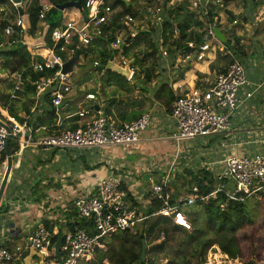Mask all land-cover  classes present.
<instances>
[{
	"label": "built area",
	"instance_id": "built-area-1",
	"mask_svg": "<svg viewBox=\"0 0 264 264\" xmlns=\"http://www.w3.org/2000/svg\"><path fill=\"white\" fill-rule=\"evenodd\" d=\"M186 1L188 2L187 9L200 21L202 16L207 18L210 8H223V0ZM158 3L161 4V1ZM173 6L172 3L168 2L160 15L153 14L156 25L162 23V14L165 10ZM14 7L17 8V6ZM106 7L105 0H85L84 8L87 15L82 25H77L74 20H69L63 27L52 31V45L47 49V58L41 62L30 64L31 70L36 73L56 70L52 76L41 77L33 84L36 100L45 93H49L50 103L54 108L62 109L69 103L72 86L69 75H63L61 68L66 61L72 58L77 49L87 48L102 36V29L104 26H108L109 19V13L105 11ZM50 8L51 6L48 4L40 6L39 21L45 19ZM150 10L148 8L144 12L145 16L151 14ZM139 11L141 12L140 9ZM155 11L156 13L159 12L154 9L152 13ZM213 13L216 14L217 12L214 11ZM127 21L134 22V19L128 17ZM235 25H237L236 20L231 23V26ZM220 26L221 21H218L216 17L213 18L212 23L206 24L203 31L200 32L202 33L201 43L198 44L195 40L186 43L187 51H182L180 54L182 62H190L193 58H195V62H207L208 59L213 58L212 53L219 47L214 43H220L214 30L219 29ZM219 30L223 31L222 28ZM2 33L11 38L5 44L6 47L21 44L28 48V42L24 38L23 22L18 14L12 23L4 27ZM136 35L135 31H131L128 37L116 36L109 44L108 50L111 54L113 52L123 54V48L132 44V41L127 43V40L129 38L133 40ZM171 35L173 39H177L180 35V29L176 24L171 27ZM95 65L97 64L95 63ZM118 65L121 67L128 66L130 75L136 71L132 61L129 62L122 55L118 60ZM9 76L16 85L15 90L22 89L21 75ZM200 84L198 87L175 94L176 97L171 105V117L175 123V129L170 135V139L179 144L190 142L196 138L221 136L223 138L221 143H225L224 139L227 138L226 140L231 141L229 145L232 147L241 146L240 143H234L237 131L232 124V118L243 104L240 97L241 93L246 98H251L252 92H246L245 89L254 87L246 79L242 65L237 61L228 62L214 74L211 80L207 81L206 79V82L203 81ZM260 88L261 85H257L254 90ZM95 99L94 94L87 93L84 101L76 106L77 110L69 117H77V121H81V123L76 122V128L65 129L57 134L33 138L34 132L27 125V116L23 118V122H19L12 116L0 119L9 127L10 140L17 146L13 156H20L29 147L40 150L101 151L138 143L141 133L150 125V114L144 113L130 122H118L106 117L97 107L86 105V101H94ZM57 124V127L62 126L58 121ZM243 133L249 138L253 134V130H245ZM6 138L5 129L0 127V156L5 151ZM221 145L223 146V144ZM217 164L220 165V168L213 175V190L209 194L203 195L197 187L193 186L189 189L190 192L182 196L174 205L168 203V195L164 192L170 181L172 171L166 172L164 178L161 179V184L153 182L150 191L151 198H148V203L153 199L162 202L163 206L151 216L163 217L172 225L190 231L191 226L187 212L191 207L221 195L226 203L220 204L219 207L220 211H224L228 201L245 203L254 194L264 191V154H233L225 157ZM211 166L208 164V167ZM129 203L118 173L108 174L100 179L93 189L78 195L73 201L77 217L79 219H92L93 223L90 229L94 234L88 235L84 230L77 228H73V232L67 231L63 235V243L60 249L61 254L64 255L63 258L61 255V264L88 263L93 260L92 253L107 251L109 242L114 239L116 234L135 232V225L146 217L137 216V208H131ZM49 225L52 226V223ZM52 238V233L47 230L44 224L39 223L28 237L23 248L24 252L32 248L43 256L44 262L50 258V255H53L51 254V252L53 253ZM162 241H164L163 233L156 239L157 243ZM212 249L215 250L216 257L208 260L205 264H242L229 260L215 247ZM21 257L22 253H12L7 247L0 245V264L22 262Z\"/></svg>",
	"mask_w": 264,
	"mask_h": 264
},
{
	"label": "crops",
	"instance_id": "crops-1",
	"mask_svg": "<svg viewBox=\"0 0 264 264\" xmlns=\"http://www.w3.org/2000/svg\"><path fill=\"white\" fill-rule=\"evenodd\" d=\"M41 1V3L43 4L48 3L47 0ZM107 2L109 1L105 0L106 5ZM117 2V4H119L120 2H124L126 5H128L129 3H131V0H117ZM7 3L14 10L15 17L16 14H18L17 12H19L18 8L14 7V5L10 1ZM169 3H172L174 6H176L180 4L181 1L171 0ZM21 10L22 12L24 11V9L22 8ZM61 15L62 19L65 18V20L64 22L61 20L57 28L63 27L64 24L69 20H74L76 23L77 21H79L81 25L83 24L84 19L82 17V14L76 9L64 10ZM219 15L220 16L216 14V16L214 15V17H216L218 21H221L220 27L223 29L221 33L223 34L225 40L230 41L229 39L227 40L225 33H227L229 37L235 36L240 39V37L243 36V33H241L239 29H237L236 26L238 25V23L235 26H231V24L229 25L223 18L222 14ZM138 26H140V24ZM244 26L247 27L248 25L245 24ZM47 27L48 26L44 20L39 21L33 39L28 41L25 40L28 42V48L25 47L26 51H28L31 56L39 57L41 60L47 58L48 56V47L43 45L42 43L44 30H46ZM120 30L121 29L118 24H116L114 27H111L108 23V30L104 35L105 37L113 36V38L116 36H122L123 32L120 35L118 34ZM131 31H135L137 33L138 29L135 30L132 26L129 29V32ZM198 33L201 34L199 30ZM126 35L128 34L126 33ZM159 41H161L160 38ZM132 44L126 48H123V51L124 49H129V47L132 48ZM159 45L160 49L162 50V45L160 43ZM229 46L231 47V49L225 46L223 43H219V47H217L218 49H223L224 55H227L228 53L229 56L233 58V47L231 44ZM87 48H82V51H84L74 65V69L76 66H79L80 68H82V70L89 69L88 71H90L91 68L89 67V65H91L93 68H96L94 58L100 50L92 45L88 49V51H90L88 54L85 52ZM107 48H109V46ZM235 49L238 50L241 54L243 53L241 49H238V47H235ZM174 52L177 53V57L173 58V60H171L168 64L166 62L167 60L164 58L165 53L163 51L160 55L161 57H163V59L159 61L157 69L153 72L151 70H146L144 71V74H142L140 70L138 72L135 71L130 75L129 79L126 80L127 85L125 84V87L122 86L121 83L111 80L109 77L105 76L106 71L103 70H101L100 72L97 70L95 72L90 71L89 73L87 71V73L83 74L82 78L79 79L76 84H74L72 80H70V78L72 77L71 75L74 72L73 70V72L69 75L70 84L72 88L76 89V91L79 90L82 93L81 96L73 98V101L76 102V106L84 101V97L87 93H91L95 95L96 99L94 101H86L87 106L92 105L95 108L97 107L99 111L104 114L103 111L105 107L109 104H112V106L110 107V112L106 117H109L118 122H130L139 118L142 114L148 113L151 117L150 125L145 131L141 133L140 140L136 144L126 147L112 148L109 150L96 151V154L101 152V155L99 156L98 162L95 163L94 166H92L96 167L93 171H85L84 173L78 175L75 178L74 182L67 181L68 184L65 186H61L60 190H56L57 188H54L53 186L48 187V189L45 188L47 198L45 200H42L40 203L34 202V195L31 191V188L34 185L33 182L35 178L39 177L42 172H40L36 176L32 174H34L35 165L39 163L40 160V163L45 160H47V163H52L55 155L51 158L50 155H47V152L55 150H40L39 148L29 147L24 150L20 156H14L13 161L16 162V164H14L13 162V168L11 170L0 203V205L4 206L2 211H0V231L3 230L2 235H0V245L7 247L12 253H26L27 255V251L24 252L23 248L32 230L37 224H44L46 222L52 223L51 230L49 232H51L53 236L57 234L63 236L65 233H67V231L70 230L71 227L68 228V225L72 222L71 219H67L66 217L68 213L65 207L69 203H72L78 195L93 189L98 181L108 174L118 173L119 177H121L122 187L127 194V197L130 196L135 204H139L143 208L148 205L147 196L150 193L152 183L156 182L155 171H157V169H161V163L163 162L164 165H167L168 167L172 166L173 164L175 172H177V170L181 172V170L184 171L185 169L191 171L205 169L206 171L211 172L212 175L215 174V172L220 168V165H218L217 163L221 161L222 158L215 159V157H213L212 161L208 162L205 159L207 158V153H204L203 149H197V154L199 153V157L196 159L194 167H191L190 164V168H186L190 161L193 160L192 153L195 149L192 148L194 147V144H192L193 140L187 143L183 142L177 144L174 140L170 139V135L174 132L175 129V123L171 117V105L176 97L175 94H180L186 89L200 86L201 80H204L206 82V77L207 81L211 80L214 74L219 70L210 69L211 66L208 65L206 61L195 62V58H193V60L190 62H182L181 56L179 55L181 53H178L177 51ZM230 52H232V54ZM253 57L254 56H251L249 58L252 59ZM237 58L238 57H234V59ZM118 60L115 57V62L117 64ZM215 60L213 62H215ZM130 61L131 60H129V62ZM134 65L137 66V68L139 66V64ZM256 65L257 62H253L249 66L244 65L243 70L246 79L254 86L253 88L245 89V91L252 92V97L246 98L245 95L241 93L240 97L243 101V104L234 113L235 117L233 115L232 118V124L237 131L235 139L238 138L240 144H243L241 140L248 138L243 133V131L250 130L247 127L248 125H245V121H241L242 118L240 117V115L243 108H247V105H249V103L252 104L251 108L253 109L256 105L258 112L262 110V107L264 108V72H260V70L257 69ZM187 66H189L188 69ZM152 69H154V66L152 67ZM147 72H149V78H146ZM13 74L21 75L22 78L21 73L7 72L0 75V78L3 80V84H6L7 80L12 81L9 75ZM134 74L139 78V80H144L147 82V84L149 85L148 86L146 84L149 88V90L147 89L148 93H145L143 88L139 87L138 85H135L137 86L135 88L132 87L130 83H133L131 77ZM90 78L93 79L92 86H88L86 83ZM257 85H261V88L258 90H254L255 86ZM86 89H88L89 91ZM95 90L100 91L102 95H98V92H96ZM3 92L6 96L10 97V101L15 100L12 101L11 104H14V106L18 104L16 106V114L19 118H26L25 114L20 110L19 107V105L22 104L25 100L30 101L29 104H27V107H31L30 112L34 110L35 103L32 105L31 101H36L35 97H30L25 93H23L24 95H22L21 97H15L13 95L16 92L14 87L13 90L11 88L5 87L2 93ZM70 95L71 92L69 94V100ZM20 98L22 99L20 100ZM59 110H61V112L58 113L57 121L58 123L62 124V126L59 127L61 128V131L68 129V127L72 125L77 126L76 122L81 123V121H77V117L69 118L74 114L75 110V107L70 106V104H67L65 107ZM69 110L71 111V113H68ZM248 111L251 110L248 109ZM0 114L3 115V117L10 116L8 112L3 110L1 107ZM21 114H23V117L21 116ZM57 121L56 126L58 125ZM257 125L259 134L264 136V126H261L260 123H257ZM47 131L48 129H46L45 127L35 130L33 133V138L44 136L46 135ZM218 137V142H220V140L223 138L221 136ZM247 143L250 142L247 141ZM197 145L203 146L201 144ZM186 148L189 149L187 150V152L185 151ZM203 148H205V146H203ZM43 158L45 159L43 160ZM175 158L176 161L174 162ZM205 162H208V164L214 166V169L211 170L207 166L202 168L201 166H203ZM2 164L3 162H0V182L2 179L1 174L3 171ZM45 166H47V164L44 165V168ZM84 169L86 168L84 167ZM139 174L141 175L138 177ZM147 175L149 176V178L146 181L149 184V188L148 191H145L142 189L141 182L145 181L144 176ZM32 179L33 182L31 183L30 180ZM49 182L50 181L47 180H44L42 182L41 190L43 192L44 185ZM54 184L56 183L54 182ZM55 187H57V184ZM36 194L42 195L43 193L37 191ZM21 237L23 240L22 244L21 242H19V239ZM10 243L11 245H9ZM17 249H20L21 253L17 252ZM215 249L221 252L217 246H215ZM51 254L53 253L51 252ZM16 263L24 264L23 261ZM37 263L55 264L54 261H50L49 259L45 260L44 262L39 261L38 258H33L31 260V264ZM88 263L92 264L93 260ZM88 263L81 262L80 264Z\"/></svg>",
	"mask_w": 264,
	"mask_h": 264
},
{
	"label": "trees",
	"instance_id": "trees-1",
	"mask_svg": "<svg viewBox=\"0 0 264 264\" xmlns=\"http://www.w3.org/2000/svg\"><path fill=\"white\" fill-rule=\"evenodd\" d=\"M4 1V0H3ZM48 4L51 6L49 11L45 15L44 21L47 24V29L44 30L43 34V45L49 47L52 45L51 42V33L52 31L58 27L59 23L61 22L62 18V12L58 11L56 9L57 5H61L66 2H74L77 0H47ZM84 1L81 0V7H82V13L86 16L87 12L84 8ZM107 1V0H106ZM134 0H131V3L126 5L124 2H120L125 9V11L131 16V17H140L142 14L139 9L133 8L132 4ZM157 0H147V2H154ZM171 0H161V4L163 5V9H165L166 3L170 2ZM177 1V0H175ZM230 0H225L224 2H228ZM258 2L255 4V7H259L264 0H257ZM5 3L9 2L8 0L4 1ZM115 3H118L117 0H114ZM106 4V3H105ZM43 5V3H40L39 0H33L29 3L26 10L22 12V22L25 29V40H31L33 39L39 19H38V13L40 11V6ZM188 2L186 0H181V3L172 7L166 9L164 12V16L162 19V23L159 24V27L154 30L150 29L148 31H137V35L135 38L128 39L127 43L129 41H132V47L136 46L139 41L142 39L143 41H150L151 46L153 47L154 53L156 50V42L152 43L151 35H158V37L161 39L160 44L162 46H169L171 47V51H177L178 53H181L182 51H187V45L186 43H189L193 40L196 41V43H201V37L202 35L198 33V30H202L203 23L197 21V18L195 15H193L188 9ZM214 8H210L209 14L206 18V23H212L213 17H214ZM19 14V12H17ZM144 13V12H143ZM229 18L231 21H234L232 19L234 16L229 12ZM115 21V20H114ZM112 21V23L114 22ZM176 24L178 28L180 29V35L177 39H173L171 35V27ZM8 25V22H1L0 23V75L4 73H21L22 74V80H23V88L22 92H15V95L17 97H21L22 95L28 94L30 97H34L35 92V86L33 85L35 82H37L41 77H48L52 76L55 69L46 72V73H36L31 70L30 64L32 62H41L42 60L39 57H34L29 54L28 51H26L25 47L21 44H17L13 47H6V43L11 39L10 37L4 35L2 33V30L5 26ZM108 26H104L102 29V36L93 42L91 46H95L100 51L95 55V63L96 70L101 71L100 66H103L107 63L111 56V52L108 50L109 44L114 40L113 36H107L105 37V33ZM234 42L237 45L240 41L239 38L233 36ZM76 42V41H75ZM228 45H232V42L227 41ZM89 46L86 53L89 54L90 51L88 49L91 47ZM233 51L234 53L230 52L234 57H239L241 53L235 49L234 46ZM240 49V47H238ZM80 51L83 53L82 48H80ZM129 52V49H124L123 56H127ZM114 55H116V52H113ZM180 55V54H179ZM233 62V61H231ZM230 62V63H231ZM137 58H134L133 64H138ZM188 65V64H187ZM189 66H187V69ZM82 69V68H81ZM149 72H147L146 78H149ZM105 76L109 77L111 80H114L116 82H126L125 79L121 78L120 76L113 74L111 72H105ZM3 83V80L0 78V84ZM12 101H10V97L1 95L0 96V107L7 111L8 114L14 118H16L19 122H23L24 120L22 118H19L16 114L17 108L14 106V104H11ZM32 105L35 103L34 110L30 112L31 107H27V105L22 104L20 107V110L25 114V116L28 117L27 125L28 127L34 132L35 130H38L40 128H46L48 131L46 132V135L51 134H57L61 131V128L56 126V121L58 117V113L61 112V110L54 108L49 99V93H45L43 96L39 97L38 100H32ZM115 103V102H114ZM11 104V105H10ZM112 104H109L104 109V115L108 116L110 112V107ZM68 113H71L69 110ZM3 117L0 115V119ZM75 121V120H74ZM76 125L69 126L68 129H74L76 128ZM9 149L11 151V154L14 155V152L17 149L16 144L10 140L9 142ZM58 150H55L51 154V158L54 157L55 153ZM239 155H245V154H239ZM6 159L5 151L0 156V162H4ZM39 160V159H38ZM41 160L39 161V163ZM47 163V160L42 161V165L44 166ZM86 169L90 168L87 165L84 166ZM93 169L96 167H92ZM179 178L182 180V184L177 185ZM37 182L34 183V185L31 188V191L34 195V202L40 203L42 200H45L47 198V194L45 192V188L48 189V187H55L56 184L54 182L50 181L46 185H44V192L41 190V184L42 179L36 180ZM157 184H161L162 181L156 180ZM197 187L199 192L203 195L209 194L213 190V175L211 172L206 171L205 169L197 171V173H194V171L185 169L182 174H177L174 181L170 180L167 184V187L164 189V192L168 195V203L170 205H174L177 203V201L182 197L187 195L190 191L189 189L191 187ZM37 191H40L43 193L42 195L36 194ZM259 194H262L260 192ZM130 198V196H128ZM148 198H151L150 193L147 196ZM128 198V200H129ZM131 208H137V216H141L145 219L143 221L138 222L134 229H135V235L132 233H124L116 240L119 241V245L117 247L118 252L115 251V248H112L111 245L115 241V239L110 242V246L108 250L104 252L96 251L95 252V263L102 264V262L105 259H109L110 264H152L151 260L147 257H145V260L143 262L140 261V255L141 253L136 252V247L141 249V241H145L147 248L152 242V238L157 239L161 233L164 234V241L161 243H158L155 247V250H162L166 244H168L171 241H175L173 238L174 233H178L179 231H186L182 229L181 227L172 225L167 219L160 217V216H151L155 212H157L162 206V202L153 200L148 203L147 206L144 208L141 207L139 204H135V202L130 198ZM222 203H226L223 196L219 195L214 199H208L206 202L202 204H197L190 208V210L187 212V218L191 226L193 227L192 232L188 231L185 232V238L181 240V245H183V248L188 249V254L195 258L199 264H201L206 256L207 249L210 246H217L218 249L227 256V258L233 262H241L242 264H259L261 261H264V256L262 255L261 250L254 247L255 241H250L249 245L246 246L247 241L243 242L240 241L237 237V234L246 226L250 225L251 219L250 215L246 210V204L241 202H231L228 201L226 205V209L224 211H220L219 205ZM4 206L0 205V211ZM67 209V219H71L72 222L68 225V228H77L84 230L88 235H93L94 232L91 231L90 227L92 225V219H79L76 214V208L74 207L73 202L69 203L66 207ZM199 216L202 218H199ZM202 220V224L198 221ZM45 227L48 231L51 230V226L49 225V222L44 223ZM171 225V231L165 228V226ZM58 236L60 234H57L53 236L51 243L52 245L56 242ZM171 236V237H170ZM132 240V244H129L128 240ZM171 240V241H170ZM128 244L129 247H124V245ZM149 249V248H148ZM116 252V253H115ZM148 253V252H147ZM26 253L23 254V257H25ZM63 258V253L61 254ZM177 258V259H176ZM176 258L170 262V264H189V262L186 261V256L182 254L180 251ZM50 261H54L55 264H61V262L54 256L51 255L49 258Z\"/></svg>",
	"mask_w": 264,
	"mask_h": 264
},
{
	"label": "rangeland",
	"instance_id": "rangeland-1",
	"mask_svg": "<svg viewBox=\"0 0 264 264\" xmlns=\"http://www.w3.org/2000/svg\"><path fill=\"white\" fill-rule=\"evenodd\" d=\"M31 1H33V0H23L20 7L22 9L26 10V8L28 7V5ZM108 1L109 2H107V7L105 8V11H108V13H109V15H108L109 26L114 27L116 24H118L120 26V29H121L118 32V34L120 35L123 32L122 36L124 38L128 36V35H126V33L129 34V29L132 26L135 30L138 29V31H139V29H141L142 31H148V30L153 29V28H154V30H156V28L159 27V25H156L157 23L155 21V17L153 16V14H157V15L161 14V12L163 10V5L158 3L161 0H157L154 2H147V0H134L133 1L134 4H132L133 8L140 9L141 13H142L140 15V17L133 18L134 22H128L127 21V18L130 15L125 11V9L123 8V6L121 4H117L113 0H108ZM224 1L225 0H223V2H222L223 8H214V11L217 12L216 14L218 16H220L219 14H222L223 18L227 21V23L229 25L232 23V21L228 17L229 16L228 13L230 12L234 16L232 19L237 21L238 25L236 27H237V29H239V31H241V33H243V36L240 37V41L236 45L234 42V38L232 36L229 37L227 33H225V35H226L227 40L229 39L232 42V46L240 47V49L242 50L243 53L237 59H232L228 53H227V55H224L223 49L219 48V49L214 50V53H212L213 58H211L210 60L208 59V61L206 63L211 66L210 69L220 70L224 65H226L228 62H231V61H237L239 64H241L243 66V68H244V65L249 66L253 62H257V65H256L257 69L260 70V72H264V61H263L264 60V2H262V4H260V6L257 8L254 6V3L256 4L258 2L257 0H230L226 3ZM39 2L41 3L42 1L39 0ZM148 8L151 9L150 10L151 14L145 16V14L143 12H146ZM154 9L159 11V12L156 13V11H155L154 13H152ZM216 14H214V15L216 16ZM164 15L165 14H162V16H164ZM224 15H226V16H224ZM14 18H15L14 17V10L10 7V5L8 3H5L3 0H0V23L6 22V21L8 22V24L12 23L14 21ZM205 18L206 17L203 18V16H202L201 21L199 20V22L204 24L202 30L204 29V27L207 24ZM61 20L64 22L65 18H63V19L61 18ZM112 21H114V22L112 23ZM139 24H140V26H138ZM245 24H247L248 26L245 27L244 26ZM77 25H81L79 21H77ZM202 30H200V31H202ZM150 37H151L152 43L156 42V50L157 51L155 53L153 51V47L151 46V42L146 41V40L143 41L141 39L136 46H133L132 48L129 47V52H128L127 57L124 56L125 59L131 60V61H133L134 58H137V60L139 62L138 68L134 64L133 65L137 69L136 72H138L140 70V72L142 74H144V71H146V70H151L153 72L154 70L157 69L159 61L163 59V57L160 56L163 51L165 53L164 58L167 60L166 62L168 64L170 63L171 60H173V58L177 57V53L172 52L170 49L171 47H169V46H166V47L162 46L163 47L162 50L160 49V45H159L160 41H159V37L157 34L156 35L152 34ZM214 44L216 46H219L218 42H215ZM157 48H159V49H157ZM121 55H122V53L120 54L119 52H116V55H115L116 59L118 60ZM251 56H254V57L252 59H250L249 57H251ZM215 58H216V60H215ZM214 60H215V62H213ZM153 66H154V69H152ZM89 67L91 68L90 69L91 72L96 71V69L93 68L91 65H89ZM88 70H82L79 66H76L73 74L71 75L72 77L70 76L71 77L70 80H72V82L74 84H76L79 81V79L82 78L83 74L87 73ZM90 71H88V73ZM206 79H207V77H206ZM131 80L133 81V83H130L132 85V87L135 88V87H137L135 85H138L139 87L143 88L145 93L146 92L148 93V90H149L148 86L149 85L147 84L146 81L139 80V78L135 74L132 75ZM203 81L204 80H201V82H203ZM86 83L88 86H92L93 85V79L92 78L88 79ZM119 83H121L122 86H124V87L127 85V83L123 82V81H120ZM15 86H16L15 83H13V81H9V80H7L6 84L1 83L0 84V96L5 95L4 92L2 93V91L5 87L11 88L13 90V87L15 89ZM88 86H86V87H88ZM139 87H138V89H139ZM86 90H88V89H86ZM95 91L98 92V95H102V93L100 91H97V90H95ZM95 91H93V92H95ZM16 92H22V89L20 88V90L16 91ZM13 95L15 97H17L15 94H13ZM81 95H82V93L79 90L76 91V89L72 88L71 95H70L71 101L68 104H70V106L75 107L74 112L77 110V108H76V104H75L76 102L73 101V98L79 97ZM21 99L22 98H20V100ZM29 102H30L29 100H25L22 104L27 105V104H29ZM22 104H20L19 107H21ZM15 105H16V102H15ZM251 106H252V104L249 103V105H247V108H245V109L243 108L242 113L240 115V117L242 118L241 121L244 120L245 125H248L247 127L251 131L253 130V134L249 137V139L246 138L244 140H241V142L243 143L241 146L232 147L231 145H229V144H231V141L226 140L227 138L224 139L225 143H221V140H220V142H218V140H219L218 136L196 138L192 141V144H194V147L192 149H195L192 153L193 160L190 161V163L188 164V166L186 168H190V164H191V167H194L195 161L199 157V153L197 154V151H198L197 149H203V152L207 153V158H205V159L208 162L212 161L213 157H215V159H221V158L224 159L225 157L233 155V154H237V155H239V154L252 155V154H256V153L264 154V136L259 134L258 125H257V123H260L261 126H264V108L262 107L261 108L262 110L260 112H258L256 105H255L254 109L251 108ZM248 109L251 111H248ZM1 116H3V115H1ZM21 116L23 117V114H21ZM234 117H235V114H234ZM3 118H5V117H3ZM247 141H249L250 143H247ZM260 141H262V142H260ZM234 143L235 144L239 143L238 138H236L234 140ZM197 144H201V145L205 146V148H203V146H200ZM221 144H223V146ZM195 145H197V146H195ZM116 148H119V147H116ZM234 148L236 149V151ZM106 150H109V149H106ZM187 150H189V149L186 148L185 151L187 152ZM96 151H98V150L57 151L55 153V157H54V160L52 161V163H46L47 166H45V168L42 165V163H37L35 165V171H34V174H32V175L36 176L40 172H42V174H40L39 177L35 178L34 182H33V179L30 180V182L31 183L33 182V184H34L37 182L36 180H38V179H42L43 181L44 180L52 181V182H55L57 184L56 190H60L61 186H65L68 184L67 181H73L74 182L75 178L78 175L84 173L85 171H91V170L93 171L94 170L92 168V166H94L95 163L98 162L99 156L101 155V152L96 154ZM52 152H54V151H48L47 155L51 156ZM44 159L45 158H43V160ZM13 160H14V156H13ZM187 160H190V159H187ZM175 161H176V158H175L174 162ZM208 162H205V164L201 167L202 168H204L206 166L208 167ZM14 164H16V162H14ZM162 164H163V166H162ZM85 165H87L90 168L84 169ZM4 167H5V161L2 164V169H4ZM172 167H173V164L169 168L167 165H164V162L161 163V169H157V171H155L156 180L163 179L166 172L172 171V173L170 175V180H173V181H174L175 177L177 176V174L178 175L182 174L183 170H181V172L178 170H177V172H175V169ZM208 168L213 170L214 166H211ZM194 173H197V170L194 171ZM140 175L141 174H139L138 177ZM180 184H182V180L179 178L177 185H180ZM141 185H142L143 190L148 191L149 184L147 181H144V182L142 181ZM152 186H153V183H152ZM152 186H151V188H152ZM150 191H151V189H150ZM245 204H246V210L250 215L251 223H250V225L243 228L237 234V237L240 241L241 240L243 242L247 241L246 246L249 245L250 241H255L256 243L254 244V247L257 249L259 248L262 252V255L264 256V191H262V194H259V193L254 194L251 198H249L248 200L245 201ZM199 218H201V217L199 216ZM198 222L202 224V220L198 221ZM190 226H191V224H190ZM165 228L168 229L169 231H171V225H167V226H165ZM192 230H193V227L191 226L190 232H192ZM185 232H188V231H179L178 233H174L173 238L175 239V241L170 240L171 242L166 244L164 246V248L160 251L155 250V247L158 243L156 242V239L154 240L155 237L152 238L153 240L150 243V245L148 246L149 249L147 248L148 253L146 252L147 257L151 260L152 264H170V262H172V260L174 258H176V255L180 251L182 252L183 255L186 256V261L189 262V264H199L195 258L191 257L188 254V249L183 248L184 246L181 245V240L185 238L184 237ZM132 234L135 235L134 232ZM121 235L122 234H120V233L116 234L114 236L115 241L111 245V247L115 248L116 249L115 251H117V252H118L117 247L119 245V241L116 240V238H118ZM128 241H129V244H132L133 239L132 240L130 239ZM19 242H21V244L23 243L22 237L19 239ZM110 242H112V241H110ZM110 242L108 244L109 246H110ZM9 245H11V243ZM124 247H129V245L126 244V245H124ZM214 247H215V245L210 246L207 249L206 256H205V258L201 264H205L208 260H212L213 258L216 257V255L214 254L215 250L212 249ZM17 250H18L17 252L21 251L20 249H17ZM135 250L138 254L141 253L140 248L136 247ZM91 255H92V259H93L92 264H97V262L95 263V260H94L95 255L93 253ZM23 258L24 257L22 254V257H21L22 261H23ZM15 264H19V263H15ZM88 264H90V263H88ZM102 264H110L109 259H105L102 262ZM259 264H264V261H261Z\"/></svg>",
	"mask_w": 264,
	"mask_h": 264
},
{
	"label": "water",
	"instance_id": "water-1",
	"mask_svg": "<svg viewBox=\"0 0 264 264\" xmlns=\"http://www.w3.org/2000/svg\"><path fill=\"white\" fill-rule=\"evenodd\" d=\"M14 6H17L18 11H19V15L22 16V10L20 8V5L22 3V0H9ZM128 4V3H127ZM56 9L60 12H63L64 10L67 9H76L77 11L81 12L82 17L84 19L85 22V15L82 13V7H81V0H77L74 2H66L63 3L61 5H57ZM215 35L217 37V39L223 43L225 46H227L228 48L231 49V47L228 45V43L225 41V38L223 36V34L220 32L219 29H215L214 30ZM82 55V52L80 50H76L74 55L72 56V58H70L68 61H66L62 68H61V73L63 75H70L73 70H74V65L76 64L78 58ZM100 69L106 72H111L113 74H116L118 76H120L121 78L127 80L130 77V72H129V67L125 66V67H121L120 65H118L115 62V56L112 54L109 58V60L107 61V63L103 66H100ZM0 127H2L3 129H5L6 133H7V138H6V142H5V154H6V159H5V167L2 171V179L0 182V203L3 197V193L4 190L6 188L11 170L13 168V155L11 154V151L9 149V142H10V129L9 127L0 120ZM149 178V176H144V180L146 181ZM73 228H70V232H73ZM3 231V230H2ZM2 231H0V235H2ZM63 243V236H58L56 242L53 244V254L54 256L61 261V246ZM146 252H147V245L145 243V241H141V255H140V261L143 262L145 260L146 257ZM33 258H38L39 261L43 262V256L38 253L36 250L29 248L27 251V255L23 258V263L24 264H31V260ZM40 264V263H37Z\"/></svg>",
	"mask_w": 264,
	"mask_h": 264
},
{
	"label": "clouds",
	"instance_id": "clouds-1",
	"mask_svg": "<svg viewBox=\"0 0 264 264\" xmlns=\"http://www.w3.org/2000/svg\"><path fill=\"white\" fill-rule=\"evenodd\" d=\"M193 14V13H192ZM194 15V14H193ZM196 17V16H195ZM197 21H199L198 19H197ZM208 24V23H207ZM216 29H218V28H216ZM219 29H221V27H219ZM203 31V30H202ZM202 31H200V32H202ZM221 32V31H220ZM201 35H202V33H201ZM216 36V35H215ZM217 38V37H216ZM219 41V40H218ZM226 41V40H225ZM220 42V41H219ZM227 42V41H226ZM221 43V42H220Z\"/></svg>",
	"mask_w": 264,
	"mask_h": 264
}]
</instances>
